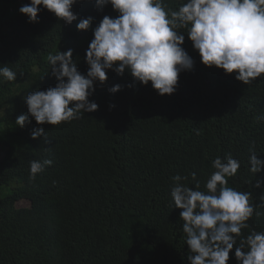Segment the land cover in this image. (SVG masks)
I'll use <instances>...</instances> for the list:
<instances>
[{
    "label": "trees",
    "instance_id": "1",
    "mask_svg": "<svg viewBox=\"0 0 264 264\" xmlns=\"http://www.w3.org/2000/svg\"><path fill=\"white\" fill-rule=\"evenodd\" d=\"M89 1L77 0L72 10L78 19L67 24L43 6L38 22L29 23L19 8L30 3L0 0V67L16 74L13 81L0 77V264H190L172 178L187 177L181 183L195 190L199 182L206 191L203 181L215 154L227 150L216 145L228 129L241 135L245 161L253 151L262 159L257 141H245V135H254L253 128L264 134V123L256 120L264 117V75L245 84L237 73L204 65L181 28L194 67L179 74L173 94L161 96L128 70L121 75L109 69L107 81H97L89 97L96 111L40 125L25 98L58 83L48 55L73 49L78 71L86 75L94 29L104 16L119 15L111 4L101 8ZM184 2L164 0L172 10ZM88 17L90 28L78 30ZM117 84L120 91L111 93ZM22 114L30 121L23 127L16 124ZM41 127L50 144L43 136L32 139ZM33 160L53 163L31 179ZM257 179L264 181V170H246L240 179L256 207L237 244L264 225V185L256 188ZM228 186L240 183L232 179ZM25 200L31 207L19 208ZM231 253L228 264H235Z\"/></svg>",
    "mask_w": 264,
    "mask_h": 264
},
{
    "label": "clouds",
    "instance_id": "2",
    "mask_svg": "<svg viewBox=\"0 0 264 264\" xmlns=\"http://www.w3.org/2000/svg\"><path fill=\"white\" fill-rule=\"evenodd\" d=\"M92 1L89 2L101 8L111 4L119 15L104 16L94 29V39L86 51L89 65L86 75L78 71L73 49L48 55L51 73L58 83L47 90L37 89L25 98L29 115L40 125L55 126L80 118L81 112L96 111L98 105L90 102L89 97L97 81H107L109 69L121 75L128 70L135 81L144 85L151 82L161 96L173 94L179 74L194 67V60L182 47L185 35L177 31L181 28L187 29L204 65L216 66L228 74L237 73L235 78L245 84L264 75V0H186L178 10L167 8L164 0ZM75 3L77 0H31L19 12L29 18V23H36L43 6L71 24L78 19L72 10ZM92 20V17L81 19L78 30H88ZM0 77L13 81L16 74L3 66ZM120 89L121 85L117 84L109 91L116 93ZM29 115H20L16 124L23 127L30 122ZM259 119L256 118L264 123V117ZM254 129L255 134L245 135V141H257L261 160L253 151L249 161H245L239 155L241 135L234 128L228 129L216 145L227 150L215 154L203 181L206 191L200 190L199 182L195 190L181 183L187 177L172 178L175 184L171 196L175 207L182 209V228L192 253L188 256L190 264H228L231 252L235 264H264V225L246 233L239 244L236 241L241 230L249 227L246 222L256 207L250 203L252 192L243 188L240 181L242 173L250 170L256 174L264 170V134ZM41 136L44 144L51 143L43 127L31 132L32 139ZM52 163L51 160L30 161V178L35 179L45 165ZM191 175L195 180L196 173ZM46 179L43 177L44 183ZM232 179H238L240 186H228ZM262 185L264 181L257 179L254 186ZM25 201L31 207L32 203Z\"/></svg>",
    "mask_w": 264,
    "mask_h": 264
},
{
    "label": "rangeland",
    "instance_id": "3",
    "mask_svg": "<svg viewBox=\"0 0 264 264\" xmlns=\"http://www.w3.org/2000/svg\"><path fill=\"white\" fill-rule=\"evenodd\" d=\"M21 2H28V3H30L31 2V0H21ZM6 193H7V191H6ZM6 194H5V192L4 191H1V196H5ZM18 207L19 208H28V207H30V203L28 202V201H22V202H20L19 204H18Z\"/></svg>",
    "mask_w": 264,
    "mask_h": 264
}]
</instances>
